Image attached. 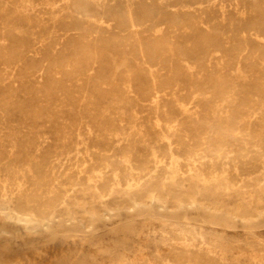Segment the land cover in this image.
I'll return each instance as SVG.
<instances>
[{
  "label": "rangeland",
  "instance_id": "1",
  "mask_svg": "<svg viewBox=\"0 0 264 264\" xmlns=\"http://www.w3.org/2000/svg\"><path fill=\"white\" fill-rule=\"evenodd\" d=\"M0 264H264V1L0 0Z\"/></svg>",
  "mask_w": 264,
  "mask_h": 264
},
{
  "label": "bare ground",
  "instance_id": "2",
  "mask_svg": "<svg viewBox=\"0 0 264 264\" xmlns=\"http://www.w3.org/2000/svg\"><path fill=\"white\" fill-rule=\"evenodd\" d=\"M264 1V0H263ZM252 9H254V8H252ZM256 11V10H255ZM241 39V38H240ZM253 41V40H252ZM210 45V44H209ZM236 45V44H235ZM141 50V49H140ZM146 54V53H145ZM263 54V53H262ZM143 58V57H142ZM141 58V59H142ZM148 66V65H147ZM207 66V65H206ZM228 66V65H227ZM150 73V72H149ZM153 79V78H152ZM177 79V78H176ZM215 79V78H214ZM178 81V80H177ZM111 84V83H110ZM154 84V83H153ZM189 84V83H188ZM169 85V84H168ZM160 86V85H159ZM205 86V85H204ZM203 86V87H204ZM161 87V86H160ZM211 88V87H210ZM257 88V87H256ZM212 89V88H211ZM252 91V90H251ZM260 91V90H259ZM250 94H251V92H250ZM157 105V104H156ZM184 110V109H183ZM208 113V112H207ZM244 117V116H243ZM219 129V128H218ZM220 130V129H219ZM222 133V132H221ZM196 134V133H195ZM192 135V134H191ZM191 151V150H190ZM78 152V151H77ZM79 154V153H78ZM97 159V158H96ZM78 160H80V159H78ZM91 162V161H90ZM176 163V162H175ZM177 164V163H176ZM73 165V164H72ZM75 166V165H74ZM179 166V165H178ZM184 170V169H183ZM210 176V175H209ZM74 177V176H73ZM67 179V178H66ZM231 181V180H230ZM77 182V181H76ZM164 195V194H163ZM190 196V195H189ZM169 199V198H168ZM191 199H192V197H191ZM196 199V198H195ZM43 201H45V198H44V200ZM180 202H181V200H180ZM39 203V202H38ZM50 203V202H49ZM52 203V202H51ZM48 204V203H47ZM18 206L20 207V208H22V209H24V210H29V208H28V206L26 205V204H24V203H20V204H18ZM140 208V207H139ZM198 209V208H197ZM42 212V211H41ZM147 214V213H146ZM176 215V214H175ZM174 216V215H173ZM230 216V215H229ZM33 217V216H32ZM208 217V216H207ZM209 221V220H208ZM194 222V221H193ZM206 223V222H205ZM263 223V222H262ZM48 231V230H47ZM96 231V230H95ZM97 233V232H96ZM42 237V236H41ZM4 238H6V235H4ZM46 238H48V236H45V237H43V239H42V241H46ZM243 240V239H242ZM47 242V241H46ZM33 244V243H32ZM240 247V246H239ZM13 257V256H12ZM190 261V260H189ZM9 262V261H8ZM188 262V261H187Z\"/></svg>",
  "mask_w": 264,
  "mask_h": 264
}]
</instances>
